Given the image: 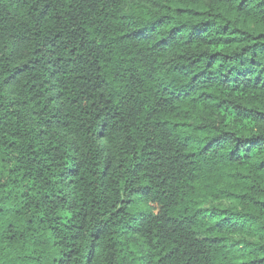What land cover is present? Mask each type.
<instances>
[{"label": "trees", "instance_id": "obj_1", "mask_svg": "<svg viewBox=\"0 0 264 264\" xmlns=\"http://www.w3.org/2000/svg\"><path fill=\"white\" fill-rule=\"evenodd\" d=\"M0 264H264V0H0Z\"/></svg>", "mask_w": 264, "mask_h": 264}]
</instances>
